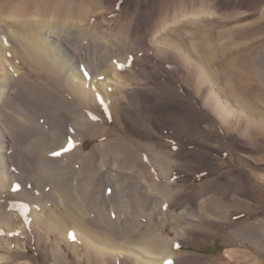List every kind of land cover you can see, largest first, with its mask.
<instances>
[{
    "label": "rangeland",
    "instance_id": "rangeland-1",
    "mask_svg": "<svg viewBox=\"0 0 264 264\" xmlns=\"http://www.w3.org/2000/svg\"><path fill=\"white\" fill-rule=\"evenodd\" d=\"M146 2L151 0H127L122 6L116 3L104 18L117 19L121 9L126 17L134 5ZM156 2L152 3L154 8L176 6L174 0ZM262 17L264 0H258L248 15L228 20L226 28L241 25L239 42L256 33L264 36ZM258 19L261 26L256 31L251 24ZM215 21L225 28L223 20ZM102 23L99 36L114 32L115 25ZM67 36L73 42L81 38L75 31ZM64 39L52 37L55 50L60 49L64 59L76 65L88 82L97 77L99 81L106 79L93 73L88 63L100 67L109 52V61L115 57L112 62L132 68L131 57L114 56L110 45L106 49L87 46L91 38L79 43L78 52L69 49L66 54ZM263 60L258 69L262 80ZM146 64L156 65L151 60ZM244 71L249 79L250 71ZM39 72L33 74L32 81L37 79L40 88L21 94L15 101L20 88L10 81L0 103V110L7 108L24 119L14 121L0 111V162L8 182L0 191V221H5L0 222L4 247L0 254L5 256L4 264H99L85 254L74 235L66 237L72 244L69 246L58 233H50L54 224L48 217L62 219L63 204L71 214L84 217L83 230L106 236L111 244L134 248L154 237L179 254L183 264H264V122L262 128L242 132L243 136L222 124L219 130L213 128L207 117L219 122L217 115L208 103L195 100L197 88L192 78L167 73L171 80H157L139 69L132 71L130 80L147 84L156 98L154 103L167 104L179 98L182 103L178 105L186 112H168L137 98L130 103L136 117H125L123 100L118 101L114 113L109 106L110 113L103 116L105 106L99 98L95 99L98 105L83 104L62 76ZM16 77L14 73L13 79ZM186 82L190 83L188 88ZM180 151L181 160L168 159L167 154L174 157ZM253 206L255 213L248 217ZM31 211L42 213L46 220H37V226H23L21 216ZM7 225L13 229L19 226L21 231L9 234L5 232ZM249 225L257 229V235ZM58 243L63 247L59 253L53 249ZM235 250L242 254L226 256Z\"/></svg>",
    "mask_w": 264,
    "mask_h": 264
},
{
    "label": "bare ground",
    "instance_id": "bare-ground-1",
    "mask_svg": "<svg viewBox=\"0 0 264 264\" xmlns=\"http://www.w3.org/2000/svg\"><path fill=\"white\" fill-rule=\"evenodd\" d=\"M126 1L0 0V103L10 81L20 88L19 96H16L15 101L21 94L27 95V92L32 93L33 90L40 88L37 85L39 83L37 79L32 81L33 74L40 71L62 76L66 87L70 88L72 95H76L83 104L96 105L95 99L99 98L105 106L104 111L99 108L103 116L108 115L106 112L110 113L109 106L114 113L117 110L115 107L118 101L123 100L126 105L123 110L125 117H136L130 103L137 98L150 102L156 107L160 106L159 109L168 112H186L185 108L178 105L182 103L179 98L169 100L167 104L158 102L157 104L156 101L154 103L153 99L156 100V98L149 93L147 84L130 80L132 71L139 69L147 71L157 80H171L167 73L192 78L197 88L195 100L208 103L220 122L207 117L208 123H211L213 128L219 130L222 124L232 133H241V136H243L242 132L250 128H262L264 122V84L262 83L264 80L258 75V69L262 66V59H264V36L256 33L250 39L239 42V36L243 34V28H239L241 25L226 28L228 20H239L238 18L248 15L250 6L255 5L258 0H174L175 7L172 5L174 2H170L171 7L160 9L154 8L155 5L152 4L159 0H151V3L146 2L143 5H134L130 10L126 9L128 10L126 17L125 11L121 9L116 16L117 19L109 21L104 18L108 9L115 8L116 3L122 6L121 4ZM150 7H153L151 11ZM216 19L223 20L225 28L221 29L217 26ZM102 22L109 23L111 26L115 25L114 32L105 31L99 36L101 28L104 29L101 26ZM251 25L259 31L261 19L254 21ZM63 28L70 32H78L80 40L78 42L68 40L67 35L70 32H65ZM58 29L60 33L57 32ZM52 37L56 40L60 37L65 38L64 45L67 48L64 49V53L66 54L70 52L69 49L78 52L79 43L90 38L87 46L94 49H106L110 45L112 46L111 54H115L114 56L122 57L127 54L131 57L132 68L125 69L119 66V63L112 62L115 57H111L109 61V52L106 61L103 58L104 62L102 61L100 67L88 63L93 73L105 75L106 79L99 81L97 77L98 79L94 78L88 82L79 74L76 65L64 59L60 49L55 50L56 46ZM181 54L185 56L184 60ZM150 60L156 65L149 67L146 63ZM105 64L107 66L103 68ZM244 69L250 71L249 79ZM109 72L111 76H107ZM14 73L17 75L15 79H13ZM185 85L188 88L190 83L188 85L186 82ZM246 95L251 97L248 96V98ZM0 111L9 119L20 120L13 111H7V108L1 107ZM68 147L72 148L71 143ZM126 153L128 158L129 153ZM182 153L183 151H180L174 157L168 154L167 156L175 162L174 158L180 160L183 158ZM1 165L0 162V191L8 186ZM261 171L264 172V168ZM64 198L66 197L60 200L61 203H64ZM63 209L62 219L55 220L51 215L48 217L54 224L50 226L52 229L49 230L50 233L52 231L58 233L62 236L63 242L69 246L72 244H69L66 237L74 235L75 241L85 248V254L99 264H183L179 254L173 252L170 247L161 245L163 240L160 238L144 239L141 245H136L134 248H127L118 243L111 244L108 237L83 230V216L71 214L66 204H63ZM253 213H255L254 206L249 208L248 217ZM41 214L38 211H31L21 216L23 226H37V220L44 222L46 218ZM5 217L7 219V216ZM10 218L15 217L11 215ZM7 226L9 227H6L5 232L9 234L16 230V232L21 231L19 226L16 229H13L11 225ZM248 227L254 233L256 228L251 225ZM1 228L0 225V230ZM2 245L0 243L1 249L4 248ZM73 247L74 250L78 249L76 245ZM62 248L58 243L53 249L59 253L63 251ZM226 254L228 258H234L242 253L235 250ZM55 259L60 258L55 256ZM5 262V256L0 254V264Z\"/></svg>",
    "mask_w": 264,
    "mask_h": 264
}]
</instances>
